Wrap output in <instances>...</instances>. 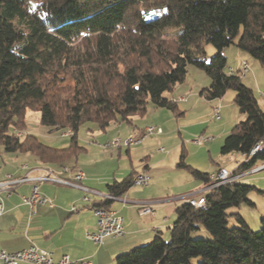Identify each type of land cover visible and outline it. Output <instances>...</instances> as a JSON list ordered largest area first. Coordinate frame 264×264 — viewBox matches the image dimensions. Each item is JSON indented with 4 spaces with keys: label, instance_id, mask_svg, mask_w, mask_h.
<instances>
[{
    "label": "trees",
    "instance_id": "trees-1",
    "mask_svg": "<svg viewBox=\"0 0 264 264\" xmlns=\"http://www.w3.org/2000/svg\"><path fill=\"white\" fill-rule=\"evenodd\" d=\"M206 45L215 54L200 60ZM230 46L264 67V0H0V151L62 165L77 158L85 123L100 132L112 123L132 126L149 106L179 117L166 95L193 66L210 80L202 97L216 100L234 90L233 102L245 117L224 138L220 154H248L264 141V111L240 75L227 74L222 51ZM27 110L39 112L40 125L69 131L68 146L52 148L23 134ZM183 159L177 167L210 184L207 173ZM259 162L264 165V152L234 174ZM135 175L108 184L106 194L122 196ZM252 190L237 181L210 189L200 208L183 202L167 238L157 234L116 256L114 264H264V218L255 232L238 214L232 216L239 226L227 227L228 209L254 207ZM110 203L102 199L95 207ZM201 228L210 240L191 238Z\"/></svg>",
    "mask_w": 264,
    "mask_h": 264
},
{
    "label": "crops",
    "instance_id": "crops-1",
    "mask_svg": "<svg viewBox=\"0 0 264 264\" xmlns=\"http://www.w3.org/2000/svg\"><path fill=\"white\" fill-rule=\"evenodd\" d=\"M233 56L234 59H232L234 61V64L227 66L226 72L231 68L234 74L238 73L240 77H245L249 72H252V75H254L255 91H259V94L258 92L255 93L253 91L254 88L252 86H249L242 80L241 82L248 88H250L253 93H255L254 96L257 100V103L259 107L264 111V67L253 64H251L252 67H250V64L247 62L245 57L243 58L241 51H239L238 49L234 52ZM237 58L239 62H237ZM242 62H245L247 64V72L245 74H241L240 72ZM197 74L198 73L193 71V80L190 81V83L187 84L185 79L183 83L179 84L177 89L174 88L171 93L166 95V97L170 100L176 97L186 98L185 101L175 103L178 110L181 112V115L179 114V117H175L167 109L154 108L152 106H149L146 112H150L151 115L164 114L166 116H172L173 118H175L177 120L175 127L180 139L181 134L179 125H182L181 119L185 118L187 112V108H184L185 106L183 105H190L193 103V99L195 97L192 100L191 98L193 95L195 96L197 83L196 81H194V77ZM209 81H206V79H204L202 85H205L207 83L208 86L210 83ZM205 87L206 86H204V88ZM198 96H201L200 92L198 93ZM208 105H211L210 109L212 110L214 108H219V115L228 107L231 108V103L225 102V95H223L220 99L209 102ZM180 106L183 107L180 108ZM163 110L168 111L169 114L162 113ZM143 116L140 117L143 118ZM134 118L135 116L133 117L132 126L125 125L123 123L116 124L118 125L116 128L121 130L124 128V126H126L125 128L127 129L122 130L126 131V137L128 135L137 136L141 133L144 127L153 126V124L151 125L150 123H148L146 119L143 121V124H141L140 120L138 122V120H135ZM220 120L221 116L219 120L215 121ZM203 124V122H200L199 126ZM181 127L188 130L191 129L193 125H186L184 127ZM158 128L162 130V134L154 135L156 138L159 137L158 141H147V139L150 138L148 137L139 145L131 147H120L115 150V152H117L115 156L116 159H118L119 161L121 160V152L124 150V160L126 159L127 162H129V165H127L126 168H123L119 174H108V171L101 173L89 168V166L79 165L77 162L79 154L77 155V158L74 159L73 164H68V162L62 165L41 163L27 154L28 157H22L19 160L18 164L9 169V171L2 174L0 173L1 181L5 178L6 175H12L14 177H21L27 174L35 175V170L38 169L40 170L45 168H53L54 170L58 171L61 166H67L69 167L71 172L66 173L63 176L61 175L62 177L69 179L75 170H81L85 174V179L82 181L81 186L97 191L100 194V196H95L93 194L84 192L82 189L72 186L56 184L53 182L33 181L18 185L8 194L2 193L1 197L3 200L4 211L0 216V250H4L7 253H15L27 249L31 245H35L36 247L51 253L52 258L55 261L60 259L62 256H68L72 264H114V259L116 256L125 253L134 247L149 243L157 234H160L163 238H167L169 229L176 220L175 209L183 202H177L178 198H172L173 201L168 199L167 196H165L168 192V188L161 186L158 182L155 183V177H151L152 174L150 172L157 165L162 167H165L167 165L166 169H171V167L168 166V156L178 149V146L176 145L172 147L169 152H166V150L162 146L158 147V143H160L163 136H165L162 126H158ZM107 129H111L110 125ZM106 130L102 132L103 135H110L111 132H113L111 129L108 131V133H106ZM214 130L215 131H213V134L215 136L212 134H208L207 136H203L202 134L198 135V137H213V142H207L204 145H194L193 142L189 143V145L192 146V150L196 153V157L205 158L207 154L210 163L217 165L216 168L210 165L204 169H199L198 167L197 169H199L198 171L200 172L211 175L218 169L226 170V167L232 166L231 171L234 172L237 164L244 161V157L242 154H239V158H237L235 162L233 161L227 163V166H221L220 164H218L224 161V157L220 156V147L223 143L224 138L229 133V127L224 125L223 121L222 123H220V125L216 126ZM65 134L66 132H63L62 135L65 136ZM169 141H171V139H169ZM184 141H188V139L185 138L184 140L182 139L181 142L179 141V147H181L182 150H185L183 148ZM93 143L95 144V142ZM94 144H92V146L89 143L90 149L85 151V161H87V159H91L92 155L95 153L94 148H96V146ZM153 151L155 152V156L152 155ZM227 155L231 156V153ZM109 157L112 160L114 159L111 153L109 154ZM136 157H138V159ZM151 157L152 163H150L149 165L147 164V162H145L146 164L143 162L145 161L144 159H151ZM230 159L232 161L233 156L230 157ZM133 160H136L135 164H133ZM23 165H26L25 169H22ZM259 166H263L262 168H264V165ZM132 172H135L136 174L144 173L149 178V184L146 186L147 188L144 190H137L135 189V187H133L134 185H132L122 196L119 197L121 200L126 201L125 203L120 200H115L111 201V203L106 207V209L113 211L123 217V237H106L103 239L100 245H95L86 237V233H92L96 230V218L93 213L95 205L101 202L103 196L107 195L106 186L108 184H111L114 181H121ZM252 174H246L244 172L240 178ZM158 178L159 176L156 177V179ZM240 178L238 179V182H240ZM194 184H196L194 186V190L199 191L193 193L192 195H197L195 196L197 198L205 196L206 191H208V185L206 186L205 184H203V182L198 180L197 182H194ZM34 186H38L39 192L49 199L50 204L36 207L35 214L30 216L29 208L22 203V197L30 195ZM262 191L263 190H261L260 192ZM86 196L91 200L90 202H85L83 200V198ZM146 202H150L152 204V213L139 215L138 209L140 207V204Z\"/></svg>",
    "mask_w": 264,
    "mask_h": 264
},
{
    "label": "rangeland",
    "instance_id": "rangeland-1",
    "mask_svg": "<svg viewBox=\"0 0 264 264\" xmlns=\"http://www.w3.org/2000/svg\"><path fill=\"white\" fill-rule=\"evenodd\" d=\"M179 33H180V30L178 29V30L172 31L171 33H169V35L174 37V36L178 35ZM204 50H205V54L202 56H199L198 59L208 61L215 54V49L211 45H206ZM235 51H237V48L234 46H230L228 48H225L222 51L223 55L227 59L226 67L234 64L233 54ZM241 53L243 55V58L245 57L247 62L250 64V67H252L251 64L261 66L258 61L254 60L253 58L249 57L248 55H246L243 52H241ZM237 62H239L238 58H237ZM259 69H261V68H259ZM193 71L198 73L194 77V81H196L197 86H196V92L194 91L195 96L191 95L192 96L191 100L194 97L195 98L193 99L192 104L183 105V106H185L184 108H187L186 109L187 112H186L185 118L181 119L182 125H179L181 139L179 138V134L177 133V129L175 127L177 120L175 118H173L172 116H166L164 114L151 115L149 112V113H146V115L143 116V118H141L140 116H135V118H134L135 120H138V122L140 120L141 124H143V121L146 119V121L148 123H150L151 125L153 124V126H155V127L162 126L165 136H163L160 143H158V147L162 146L166 150V152H169L172 147H174L176 145L178 146L177 151L171 153L168 156V160H169L168 166L171 167V169L167 170L166 169L167 165L165 167L157 165L150 172L152 174L151 177L152 176H153L152 178L155 177V179H154L155 183L158 182L161 186L168 188V190H167L168 192L166 193L165 196H167V198L172 200V201H173L172 198H174V199L178 198L177 202H186L185 196L192 195L193 193H196L199 191V190H194V186L196 185V184H194V182H197V180H195V178H193V176L186 169H184V168L182 169L179 167L177 168V165L180 162L181 154L184 155L183 162L192 168L197 169V167H198L199 169H204L210 165H212L214 168H216V166H217V165L210 163V161L208 160L207 154H206L205 158L204 157H196V153L192 150V148H191L192 146L189 145V143H192L193 140L198 138L199 134H202L203 136H207L208 134L214 135L213 134V131H215L214 129L216 128V126L220 125V123H222L223 121H224V125L229 127V132H230V130L233 128V126L235 124H237L238 122L242 121L245 118L242 114H239L235 104L233 103V97L235 96L234 90H228L224 94L225 95V102L231 103V108L228 107L226 110H224V112L220 113V116H221L220 121L221 122L211 119L210 118L211 113H212L211 111H213V110L210 109L211 105H208V104H209V102H212L213 100H207L201 96H198V93L201 91V89L204 88V86H206V87L209 86V85L207 86V83L205 85H202L204 82V79H206V81L207 80L209 81V78H207V76L201 70H198V69L194 68L193 66H189L188 67V73H187L186 78H185L187 84L193 80V75H192ZM199 75H201V76H199ZM240 79L243 82H245L246 84H248L249 86H252L254 88L253 91L255 93L258 92V94H259V91H255L254 75H252V72H249L245 77H240ZM178 86H179V84H177L175 86V89H177ZM167 94H169V93H167ZM183 106H180V108H182ZM232 109H233V111H232ZM162 113L169 114V112L166 110H163ZM199 118H201V119H199ZM200 122H203L204 124L199 126ZM186 125H193V127L191 129H188V130L181 127V126L184 127ZM25 126H26L25 130L22 133L23 134H31V135L35 136L44 145H47L49 147L56 148V149H62V148L67 147L69 144L70 137L69 136H63L62 134L64 131L50 130V128L42 126L39 124V112H37V111H33V110H27L26 111V113H25ZM117 126L118 125H116V123L110 124V128L112 129L113 132H111L110 135H107V134L103 135L102 132L96 131L93 128L92 123L88 122V123L83 124L79 128V131H78V144L82 147V149L78 153L79 154V156L77 158L78 164L84 165V166H89V168H91L97 172H101V173L108 171V174H111V173L119 174L123 168H126L127 165H129V162H127L126 159L124 160V158H125V151L124 150L121 152L122 158L119 161L115 157L116 153H117V152H115L116 149H112V150H111V148L101 149L102 145H105L107 142H110L113 138L123 139L126 137L125 136L126 131H122L123 129H127V128H125L126 126H124V128L122 130L117 129L116 128ZM90 128H92L93 130H89ZM111 129H107L106 133H108V131ZM154 137L148 138L147 141H152V140L158 141L159 140V137H157V138L156 137L154 138ZM185 138H187L188 141H184L183 148L185 150H182V148L179 147L180 146L179 143L181 142L182 139L184 140ZM169 139H171V141H169ZM93 142H95V144ZM89 143L91 145L94 144L96 146V148H94L96 154L94 153L92 155L91 159H87V161H85L86 160L85 159V151L90 149ZM137 147H139V146H137ZM186 152H187V154H186ZM110 153L113 155V158H114L113 160L109 157ZM154 154H155V152L153 151L152 155H154ZM220 156L224 157V161L221 163H218L221 166H225V165L227 166V163H230L233 161L235 162L236 159L239 158V154H237V153H231V156L220 154ZM232 156H233V160L231 161L230 157H232ZM22 157H28V155L27 154H7V153L0 151V173L2 174L4 172L9 171V169H11L16 164H18L19 160ZM136 158L138 159V157H136ZM144 160L145 161H143V162L144 163L147 162L148 165L150 163H152V157H151V159L146 158ZM68 162H67L68 164H73L74 159H72L71 161H68ZM135 162H136V160H133V164H135ZM261 163L262 162L257 163L256 166L259 167V165H261ZM231 167L230 166L226 167L227 168L226 170L231 172V170H232ZM199 169H197V170H199ZM242 174H239V176H241ZM157 176H159L158 179H156ZM240 182L242 184L249 185V186H255L257 188L256 190H252L248 194V199L254 204V207L248 208L244 204H242L239 207H232V208L228 209L226 211V213L229 215L227 217V222H228L227 227L232 228V227H238L239 226V224L235 220V217L232 216L233 214H238L245 221V223L247 224L249 229L251 231L255 232V231H258L261 229L260 220L262 218H264V193L262 194L259 192V190L264 191V168H262L260 171H258L256 173H253L252 175H249L246 177L244 176V177L240 178ZM209 186H210V184L208 185V187ZM133 187H135V189H137V190H144L147 188V187H141V186L137 187L135 185ZM208 187H207V190L209 191L210 189ZM208 191H206V193ZM195 196H197V195H194V197ZM191 238L192 239H209L210 240L211 236L207 231H205L204 229L201 228L199 231L192 233Z\"/></svg>",
    "mask_w": 264,
    "mask_h": 264
},
{
    "label": "built area",
    "instance_id": "built-area-1",
    "mask_svg": "<svg viewBox=\"0 0 264 264\" xmlns=\"http://www.w3.org/2000/svg\"><path fill=\"white\" fill-rule=\"evenodd\" d=\"M241 74H245L247 72V64L242 62L241 65ZM228 75H233L234 72L230 68L227 70ZM185 97H177L171 99L173 103H177L180 101H185ZM211 118L214 120H219V108H214L211 114ZM162 134V130L155 126H146L143 128L141 133L137 136L128 135L124 139L113 138L110 142H107L105 145H102L101 148L106 149H118L120 147H131L141 144L146 138L160 135ZM71 133L66 132L65 136H69ZM213 137H198L192 142L196 145H204L207 142H213ZM264 152V141H259L254 145V147L249 151L248 154H244V162H249L256 155ZM242 163H238L237 167ZM236 167V168H237ZM263 167V166H262ZM261 166L254 167L247 170L246 174H252L258 172L262 169ZM26 165L22 166V169H25ZM35 175L27 174L21 177H14L12 175H6L3 180L0 181V216L3 214L4 206L3 200L1 197L2 193H9L18 185H21L25 182H53L56 184L72 186L79 189H82L86 193L93 194L95 196H100L97 191L87 189L81 186L82 181L85 179V174L81 170H75L69 179L62 177L64 174L71 172L69 167L61 166L58 171L53 168H45L35 170ZM62 175V176H61ZM241 176L239 174H234L233 171L229 172L225 169H218L213 174L209 175L210 186L209 189H213L222 185H229L238 181ZM133 185L146 187L149 184V178L144 173H138L135 175L132 181ZM186 202L195 208H200L205 203V198L203 197H194L193 195L185 196ZM104 200L115 201L120 200L123 203L126 201L121 200L119 197H114L110 195H105L102 197ZM85 202H90L91 200L86 196L83 198ZM22 203L29 208L30 216L35 214V208L38 206H42L45 204H50L48 198L42 195L38 186H34L30 195L22 197ZM94 216L96 218V230L92 233H86V237L92 241L95 245H100L104 238L113 237V238H121L124 235V227H123V217L119 214L110 211L106 208L95 207L93 209ZM152 213V204L150 202L140 204L138 209L139 215H146ZM72 264L68 256H62L58 260H53L51 253L36 247L35 245L29 246L27 249L15 252V253H7L4 250H0V264Z\"/></svg>",
    "mask_w": 264,
    "mask_h": 264
}]
</instances>
